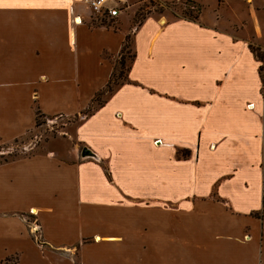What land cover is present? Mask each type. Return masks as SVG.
Instances as JSON below:
<instances>
[{
	"label": "crops",
	"instance_id": "obj_1",
	"mask_svg": "<svg viewBox=\"0 0 264 264\" xmlns=\"http://www.w3.org/2000/svg\"><path fill=\"white\" fill-rule=\"evenodd\" d=\"M192 1L198 19L156 17L141 55L153 16L137 25L130 0L117 29L83 0H0V147L37 111L88 110L129 35L135 55L78 125L89 158L72 141L0 164V264H264V9L241 0L243 34L242 3Z\"/></svg>",
	"mask_w": 264,
	"mask_h": 264
},
{
	"label": "rangeland",
	"instance_id": "obj_2",
	"mask_svg": "<svg viewBox=\"0 0 264 264\" xmlns=\"http://www.w3.org/2000/svg\"><path fill=\"white\" fill-rule=\"evenodd\" d=\"M133 8L136 6V15H135V23L139 21H144L147 17L153 16V19H150L147 23V26L141 31L140 37L141 41H135L137 45V51L139 54L140 47L145 45V36L146 34L154 29L155 25V18H164L168 16L171 19L180 18V17H193L199 16L201 11V6L192 0H130ZM141 1V2H140ZM232 3H242L241 0H230ZM254 5L263 11L264 9V0H253ZM112 5L116 6L121 11L124 9L123 3H118L117 1H111ZM139 2V3H138ZM247 7V6H246ZM244 7V3H242V7H235L234 10L231 12L229 20L231 22H236L239 27L241 20H246L247 23L243 24L244 29L239 30V32L243 34H249V32L256 33V27L253 25V22L247 20L248 13ZM199 10V11H198ZM207 14H210L209 12ZM208 16V15H207ZM133 20V19H132ZM132 20L130 23L124 26V29H128L130 25H132ZM105 22L106 25L114 27L117 29L116 21L117 18L110 19L109 17H103L100 15H93L92 20L90 22L91 26H101ZM131 38V36H130ZM131 40V47L126 49L122 56H110L104 55L105 58L109 59L115 69L116 75L123 76L122 78H127V71L131 66V58L133 55V48H132V39ZM257 43V41H254ZM260 47L264 50V33L262 35V39L260 40ZM142 55V54H141ZM123 57V58H121ZM121 60L122 65L119 63ZM118 81V79H115ZM123 80L122 82H124ZM113 89L116 87L113 85ZM108 96V92L104 91L100 95L96 96L94 102L92 103L90 109L86 110L82 115H73V116H58V117H45L42 116L39 119V125L37 128L27 135L17 139V141H12L4 146V148L0 149V164L3 163L5 160H14L22 157L31 156L38 153H47L49 151H66L69 150L72 146V141L77 145L76 148L80 149V156L82 158H89L90 151L82 146V144L75 141L81 137V130L78 128V125L83 120L86 114L92 112L93 109L97 108L99 104L104 102ZM83 152H86L87 155L83 156ZM186 152L180 151L179 156H185ZM40 240V239H39ZM17 256H13L10 259V264H15L17 261Z\"/></svg>",
	"mask_w": 264,
	"mask_h": 264
},
{
	"label": "trees",
	"instance_id": "obj_3",
	"mask_svg": "<svg viewBox=\"0 0 264 264\" xmlns=\"http://www.w3.org/2000/svg\"><path fill=\"white\" fill-rule=\"evenodd\" d=\"M199 11V10H198ZM187 19L188 20H197L198 19V16H193V17H191V16H189V17H187ZM103 23L101 24V25H106L105 24V22L104 21H102ZM143 21H139V22H137V25H140L141 23H142ZM131 38H130V35L129 36H127L126 37V41H125V44H124V47H123V50H122V52H121V54H120V56H122L124 53V51L126 50V49H128V48H130L131 47V40H130ZM249 47H250V50H251V52L253 53V55H254V57L256 58V60L260 63V66H259V73H260V76H261V78H262V80H263V82H264V50L260 47V46H257V45H254V44H250L249 45ZM134 57H135V55L133 54L132 55V58H131V64H132V62L134 61ZM121 58H123V57H121ZM121 65H122V62H121V60H120V62H119ZM129 70H130V67H129V69H128V71H127V78L126 79H124V78H122L123 76L121 75V73L119 74V75H116V72H115V69H114V73H113V75H112V77H111V79H110V81H109V83H108V85H107V87H106V89L104 90V91H107L108 93L110 92H113V85L115 86V87H117V86H120L121 84H123V83H125V82H127L128 81V72H129ZM118 79V81H116L115 79ZM123 80H125L124 82H122ZM103 91V92H104ZM102 93V92H101ZM101 93H99L98 95H100ZM97 95V96H98ZM100 105H102V103L101 104H99V106ZM90 109V108H89ZM36 115H37V126L39 125V119L42 117V116H44L40 111H37L36 112ZM17 141V140H16ZM1 148H3V147H0V149ZM8 160H5L4 162H7ZM18 263V261L15 263V264H17ZM5 264H10V258H8L6 261H5Z\"/></svg>",
	"mask_w": 264,
	"mask_h": 264
},
{
	"label": "built area",
	"instance_id": "obj_4",
	"mask_svg": "<svg viewBox=\"0 0 264 264\" xmlns=\"http://www.w3.org/2000/svg\"><path fill=\"white\" fill-rule=\"evenodd\" d=\"M85 5L89 8L92 15H100L103 17L114 18L117 17L121 11L116 6L112 5L111 1H117L118 3H124L125 0H83ZM75 24H81L80 17H76ZM252 107V105H249Z\"/></svg>",
	"mask_w": 264,
	"mask_h": 264
},
{
	"label": "water",
	"instance_id": "obj_5",
	"mask_svg": "<svg viewBox=\"0 0 264 264\" xmlns=\"http://www.w3.org/2000/svg\"><path fill=\"white\" fill-rule=\"evenodd\" d=\"M87 155V153L86 152H83V156H86Z\"/></svg>",
	"mask_w": 264,
	"mask_h": 264
}]
</instances>
